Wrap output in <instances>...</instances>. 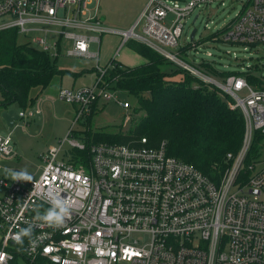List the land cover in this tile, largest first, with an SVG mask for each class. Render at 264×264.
<instances>
[{
    "label": "built area",
    "instance_id": "built-area-1",
    "mask_svg": "<svg viewBox=\"0 0 264 264\" xmlns=\"http://www.w3.org/2000/svg\"><path fill=\"white\" fill-rule=\"evenodd\" d=\"M92 1L97 9L98 0H0V29L16 28L52 56L95 63L94 83L58 91L61 100L76 105L75 121L96 104L131 106L104 83L107 65L99 64L100 50L92 48L114 34L121 45L141 42L218 89L229 107L243 114L241 145L225 155L224 170L212 178L170 155L166 141L157 147L146 145V137L138 145L87 144L69 130L58 147L41 156L38 176L17 179L10 171L0 176V264H13L19 256L29 264H264V84L246 77L264 76L248 66L219 79L178 56L186 17L215 0H190L184 7L148 0L126 31L93 15ZM243 1L213 40L264 44V0ZM40 106L37 100L19 109V118L38 115ZM64 144L66 160L59 158ZM84 149L88 159L73 164V150ZM12 156L7 132L0 135V158ZM61 207L67 209L63 223L50 226L45 217L61 214Z\"/></svg>",
    "mask_w": 264,
    "mask_h": 264
},
{
    "label": "trees",
    "instance_id": "trees-1",
    "mask_svg": "<svg viewBox=\"0 0 264 264\" xmlns=\"http://www.w3.org/2000/svg\"><path fill=\"white\" fill-rule=\"evenodd\" d=\"M218 33H210L206 39ZM17 35L14 27L0 29V111L12 105L19 109L32 106L35 98L30 96V90L44 89L55 75L65 72L56 67V60L49 53L34 48L28 41L19 43ZM126 46L142 55L144 63L127 66L112 58L102 78L108 87L136 97L137 105L132 111L138 116L132 119L128 132L102 129L86 132L83 140L87 144L138 145L146 137V145L151 147L166 141L170 155L193 164L212 178L218 177L226 166L225 155L236 153L241 145L244 132L241 110L230 108L218 89L208 85L213 88L209 90L145 44L130 39ZM184 49L180 47V51ZM199 66L206 74L219 79L239 73L218 71L204 60ZM246 77L253 84H264V80L252 74ZM94 110L95 106L86 116L88 119ZM73 151V164L88 159L87 149Z\"/></svg>",
    "mask_w": 264,
    "mask_h": 264
},
{
    "label": "rangeland",
    "instance_id": "rangeland-1",
    "mask_svg": "<svg viewBox=\"0 0 264 264\" xmlns=\"http://www.w3.org/2000/svg\"><path fill=\"white\" fill-rule=\"evenodd\" d=\"M161 1H165L171 7H184L190 0ZM147 2L148 0H98L97 8L105 25L126 31L138 18ZM243 3V0H215L203 7H196L185 19L183 32L179 38V46H184L186 50L179 51V59L188 63L190 60L195 63H201L204 60L211 63L218 71H235L239 73L247 71L248 66L254 67L256 64L257 67L253 68L254 74L264 76V44L250 46L230 43L220 39L213 40L214 37L206 39V35L210 33L216 31L221 33L242 10ZM95 4V1L90 2L88 8H93ZM193 29H195V33L191 40L190 34ZM49 38L54 40L52 35ZM17 41L23 43L26 38L23 34H18ZM63 43L65 42L63 41ZM117 49L118 54L115 55L114 52ZM167 49L174 50L170 47ZM50 57L54 59V57ZM111 57L118 58L128 66H136L139 65V62L144 61L142 55L130 50L125 44L121 45L120 37L108 34V36L104 35L102 37L99 64L105 65ZM166 61L172 64L174 68H180L173 61L168 59ZM93 63L92 60L88 59L58 56L55 64L58 68H67L70 66H90ZM91 76L83 74L80 78L77 76L74 80V76L71 74L55 75L52 87L60 82V78L62 86H69L68 84L73 81L75 84L80 82L89 83ZM194 84L197 85V82ZM204 85L209 90H213L212 87ZM46 91L52 92L53 90L50 88V90H44L43 93ZM31 93H34V89ZM118 98L122 102H128L132 107L124 109L118 103L109 101L94 111L90 119L80 117L78 121L74 120L76 114L74 106L61 99H56L51 105L44 106L43 104V112L40 116L35 115L30 118L17 119L12 127L7 126L0 116V135L7 132L11 134L12 147L17 154L11 159L0 158V176L5 169L17 174L24 173L27 177L38 176L42 165L41 156L48 151L50 146L58 147L59 141L66 137L69 130L73 137H77L81 141L83 140V134L86 132L93 133L102 129L111 132L117 129L124 133L128 132L133 125L132 119L138 116L134 115L132 111V108L137 105V99L133 95L122 92L118 93ZM12 106L17 112L19 111L18 106ZM67 149L69 147L64 144L59 158L64 160L70 158V154H68V157L65 154ZM13 264L29 263L24 257L19 256Z\"/></svg>",
    "mask_w": 264,
    "mask_h": 264
},
{
    "label": "crops",
    "instance_id": "crops-1",
    "mask_svg": "<svg viewBox=\"0 0 264 264\" xmlns=\"http://www.w3.org/2000/svg\"><path fill=\"white\" fill-rule=\"evenodd\" d=\"M96 7V4L93 6V8H91V13L93 14V15H95V16H99V18L101 19V20H103V18H101L100 17V11H99V9L97 8H95ZM19 34V33H18ZM105 36H108V35H105ZM118 37V36H117ZM26 38V37H25ZM26 41H28L29 42V44L31 45V46H33V44H31L30 43V41L26 38ZM102 41V40H101ZM126 45V44H125ZM34 47V46H33ZM100 47H101V44H100ZM34 48H37V47H34ZM92 48L94 49V50H96V49H98V50H100V48H99V46H96V44H93L92 45ZM38 49V48H37ZM131 50V49H130ZM133 51V50H132ZM116 52V51H115ZM115 52H114V54H115ZM135 52V51H134ZM118 54V53H117ZM117 54H115V55H117ZM50 55V54H49ZM50 56H52V55H50ZM100 56V55H99ZM52 57H54V59L55 60H57V58L58 57H55V56H52ZM71 58H74V57H71ZM112 58H114V57H111L110 59H112ZM78 59H80V58H78ZM115 60H117V61H119V62H121L118 58H114ZM91 61V60H90ZM144 61H145V59H144ZM144 61H142V63H144ZM93 62V61H92ZM108 62V61H107ZM107 62L105 63V64H107ZM122 63V62H121ZM141 62H139L138 64H140ZM141 63V64H142ZM123 64V63H122ZM125 65V64H124ZM128 66V65H127ZM56 67H57V65H56ZM58 68V67H57ZM58 69H60V70H63V71H65L63 74H61V75H64V74H71V75H73L74 76V80L76 79V77L77 76H79L78 78H80L81 77V75H83V74H88V75H94L93 77L91 76V80H90V82L89 83H85V82H80V83H78V84H75V82L73 81L71 84H68L69 86H62V84H61V78H60V82H57L56 84H55V87H52L53 85H52V83H53V79H54V77H53V79H52V81L50 82V84L47 86V87H45L44 89H42V88H40V87H33L32 89H34V93H31V91H32V89L30 90V96L31 97H34L35 98V101H37V100H39L40 101V107H41V111H40V113L38 114V115H36V116H40L41 114H42V112H43V108H42V106H43V104H44V106L45 105H51V103H53L54 101H56V99H60L59 98V96H58V91H59V89H61V88H78V87H81V86H83V85H90V84H92V83H94V81H95V79H96V77H97V74L98 73H96L97 72V70H96V68H95V63H93L92 65H90V66H74V67H67V68H58ZM50 86V87H49ZM50 88H51V90H53L52 92H50V91H46V92H44L43 93V91L44 90H50ZM0 98H1V96H0ZM34 101V102H35ZM105 104H107V103H100V104H96L95 105V110L94 111H96L97 109H99L100 108V106H103V105H105ZM74 106V108H75V110L77 109V107H76V105H73ZM13 106H10V108H12ZM15 155H17L16 153H15ZM12 157H14V156H12ZM12 157H7L8 159H11ZM5 171H10V170H8V169H5L4 170V172Z\"/></svg>",
    "mask_w": 264,
    "mask_h": 264
},
{
    "label": "clouds",
    "instance_id": "clouds-1",
    "mask_svg": "<svg viewBox=\"0 0 264 264\" xmlns=\"http://www.w3.org/2000/svg\"><path fill=\"white\" fill-rule=\"evenodd\" d=\"M13 175H14V178H17V179H19V178L30 179V177H27L26 174H24V173L13 174ZM55 203H57L59 205L60 201L56 200ZM64 214H67V209L64 208V207H61V214H57L55 212H51L45 217V219L49 222L50 226L61 225L63 223L62 216ZM14 239L18 240L19 239V235L17 234L14 237Z\"/></svg>",
    "mask_w": 264,
    "mask_h": 264
},
{
    "label": "water",
    "instance_id": "water-1",
    "mask_svg": "<svg viewBox=\"0 0 264 264\" xmlns=\"http://www.w3.org/2000/svg\"><path fill=\"white\" fill-rule=\"evenodd\" d=\"M195 19V18H194ZM195 29L191 31L190 39H193ZM1 118L5 121L6 125L12 127L14 121L19 118L18 112L14 108H7L0 111Z\"/></svg>",
    "mask_w": 264,
    "mask_h": 264
}]
</instances>
